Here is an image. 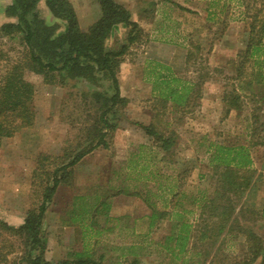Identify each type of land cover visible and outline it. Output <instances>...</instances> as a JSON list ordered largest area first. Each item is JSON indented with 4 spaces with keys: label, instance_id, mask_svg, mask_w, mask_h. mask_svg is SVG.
Instances as JSON below:
<instances>
[{
    "label": "rangeland",
    "instance_id": "rangeland-1",
    "mask_svg": "<svg viewBox=\"0 0 264 264\" xmlns=\"http://www.w3.org/2000/svg\"><path fill=\"white\" fill-rule=\"evenodd\" d=\"M114 1L129 11L141 30L117 71L125 105L117 106L109 116L117 127L105 139L108 148L94 150L58 175H63L62 182L47 206L41 227L44 260L74 261L75 254L80 253L93 260L101 257L102 264H132L136 259L137 264H173L159 247L170 232L171 222L149 228L147 216L151 210L170 211L177 205L192 213L188 220L196 225L199 209L192 200L202 192L210 201L221 186L223 170H213L210 163L212 144L248 149L253 171L249 187L240 199L233 192L220 199L237 205L236 213L243 210L249 222L237 216L240 223L264 244V90L253 88L251 98L235 80L249 38L250 17L264 0ZM12 2L0 0V30L5 24L18 22L6 14ZM69 2L83 32L99 20L98 0ZM38 12L56 28L57 36L66 32V24L51 16L45 0L39 3ZM126 43L127 29L121 24L112 29L104 48L116 52ZM24 51L21 34L0 31V76ZM148 62L168 67L169 71L154 70L166 76L167 83L161 88L179 91L194 85L199 89L187 109L179 110L168 103L154 120L161 102L154 97L153 88L158 85L152 76L154 66ZM245 72L250 71L247 68ZM95 75L97 85L67 75L54 85H46L42 77L25 74L34 86L35 121L31 128L0 145L2 222L21 226L27 212L40 201L45 182L32 185L40 154L57 158L66 152L67 163L94 144L88 137L93 119L102 109L91 95H113L110 81ZM151 122L157 132L170 137L169 151L162 152L156 140L144 134L141 126ZM174 195L180 197L174 199ZM9 240L15 252L8 256V264H27V257L38 253L31 251L20 236ZM132 245L144 250L136 251L134 257L129 251ZM244 245L243 239L236 244L229 242L226 253L241 257Z\"/></svg>",
    "mask_w": 264,
    "mask_h": 264
},
{
    "label": "trees",
    "instance_id": "trees-1",
    "mask_svg": "<svg viewBox=\"0 0 264 264\" xmlns=\"http://www.w3.org/2000/svg\"><path fill=\"white\" fill-rule=\"evenodd\" d=\"M40 2L41 0H13L6 14L9 17L15 16L18 22L5 24L0 30L6 35L21 34L25 44V51L21 57L12 63L4 75L0 76V145L4 140L13 138L20 131L29 129L34 124V86L25 79L26 73L42 77L46 85L56 84L64 75L73 80H88L93 85H97L98 78L95 74H100L110 81L113 95L106 97L98 92L91 95L102 109L93 119L89 133V140L94 142L92 146L74 155L67 163L64 162L69 157L66 152L62 157L57 158L43 154L38 156L36 168L32 173V185L37 181L45 182L42 185L41 199L27 212L21 226H9L0 220V264H8V256L15 252L14 245L9 240L12 236L22 237L31 251L38 252L34 257L30 255L27 257V264H102L101 257L99 260H93L80 253L75 254L74 261L56 263L45 261V244L41 227L47 206L62 182L63 175H58L77 165L94 150L100 147L108 148L105 139L117 127L110 121L109 116L117 106L125 105V101L120 96L117 71L141 30L139 25L131 20L129 11L114 0H98L101 16L86 32L79 28L69 0H45L51 16L66 24V32L57 36L56 28L48 25L40 17L38 12ZM250 20L249 38L235 71V80L240 90L244 93L249 92V96L253 98V88L264 90V2L252 13ZM121 24L127 29L126 45L121 46L116 52L106 51L105 40L110 36L112 29ZM147 64L154 66L152 76L155 84L160 85L153 88L154 97L161 102L160 110H154V120L164 113L168 103L179 110L187 109L192 96L199 89H194V85L193 88L183 87L179 91L169 87L161 88V85L167 83L166 76L154 70L160 68L169 71L168 67L158 63ZM247 68L249 73L245 72ZM171 79L176 80L173 77H170ZM232 94L231 97L240 104L237 95ZM222 101L225 102L224 96ZM252 116L254 117L253 112ZM141 129L147 137L156 140L162 152L171 149L170 137L166 138L162 132H157L153 122L141 126ZM209 147H213L214 150L210 162L212 169L223 170L220 177V191L216 198L208 201L201 192L192 200L199 209L196 225L188 220L189 215L192 214L190 211L172 205L170 211L151 210L147 216L149 228L163 221L171 222L170 232L163 238L159 247L173 264H254L257 260L260 261L259 264H264L262 239L252 230L244 227L237 217L240 216L241 219L244 218V222H249L245 219L243 210L239 209L236 213L237 205L220 199L225 193L232 192L240 199L249 187L253 171L249 168L252 162L248 149L243 146L223 147L214 144ZM51 166H53L52 170L48 168ZM238 172L245 173L239 175ZM177 197L180 196H173L174 199ZM261 216H264V213ZM239 239H243L245 243L243 255L241 257L228 255L226 253L228 243L236 244ZM142 250L143 247L139 245H132L129 248L134 257L136 251L140 253ZM138 262L136 259L132 264Z\"/></svg>",
    "mask_w": 264,
    "mask_h": 264
},
{
    "label": "crops",
    "instance_id": "crops-1",
    "mask_svg": "<svg viewBox=\"0 0 264 264\" xmlns=\"http://www.w3.org/2000/svg\"><path fill=\"white\" fill-rule=\"evenodd\" d=\"M147 221H148V220H147ZM147 227H149V225H148Z\"/></svg>",
    "mask_w": 264,
    "mask_h": 264
}]
</instances>
